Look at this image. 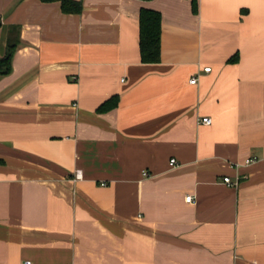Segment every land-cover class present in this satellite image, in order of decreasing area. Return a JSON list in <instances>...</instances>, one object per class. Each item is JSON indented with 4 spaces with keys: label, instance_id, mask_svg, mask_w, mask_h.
Masks as SVG:
<instances>
[{
    "label": "crops",
    "instance_id": "obj_1",
    "mask_svg": "<svg viewBox=\"0 0 264 264\" xmlns=\"http://www.w3.org/2000/svg\"><path fill=\"white\" fill-rule=\"evenodd\" d=\"M73 1L0 0V264H264V0Z\"/></svg>",
    "mask_w": 264,
    "mask_h": 264
},
{
    "label": "trees",
    "instance_id": "obj_2",
    "mask_svg": "<svg viewBox=\"0 0 264 264\" xmlns=\"http://www.w3.org/2000/svg\"><path fill=\"white\" fill-rule=\"evenodd\" d=\"M43 2H61L66 14H79L82 11L80 2L73 0H42ZM194 13L198 11V0H191ZM140 54L143 64H158L162 58V15L158 11L142 9L140 11ZM11 42V41H10ZM9 42L6 56L0 60V76H6L12 71V59L16 48ZM119 98L113 97L103 104L99 113H107L115 109Z\"/></svg>",
    "mask_w": 264,
    "mask_h": 264
},
{
    "label": "built area",
    "instance_id": "obj_3",
    "mask_svg": "<svg viewBox=\"0 0 264 264\" xmlns=\"http://www.w3.org/2000/svg\"><path fill=\"white\" fill-rule=\"evenodd\" d=\"M210 71H211L210 68L205 69V72H210ZM191 83H192V84H196V83H197V78L192 79V80H191ZM201 122H202V124H205V125H211V124H212V119H211V118H203ZM171 165H172V166H176V165H177L176 160H172V161H171ZM77 176H79V175H77ZM145 176H148V173H146ZM224 182H225L226 184H228V185H232L230 178H225V179H224ZM186 200H187L188 203H191V202L194 201V199H193L192 196L187 197ZM24 264H32V263L29 262V261H27V262H25Z\"/></svg>",
    "mask_w": 264,
    "mask_h": 264
}]
</instances>
